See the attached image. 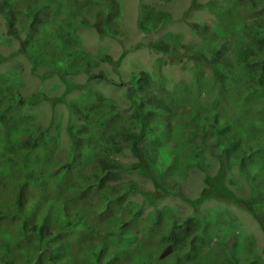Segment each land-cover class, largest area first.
Returning a JSON list of instances; mask_svg holds the SVG:
<instances>
[{
	"label": "trees",
	"instance_id": "obj_1",
	"mask_svg": "<svg viewBox=\"0 0 264 264\" xmlns=\"http://www.w3.org/2000/svg\"><path fill=\"white\" fill-rule=\"evenodd\" d=\"M254 1L258 3L248 5L252 9L264 6V0ZM66 3V0H0V14L6 20L8 33L15 34L19 39L20 31H25V46L37 41L38 33L33 25L39 21V12L50 5L59 11ZM70 4L75 8L85 6L82 0H70ZM231 4L235 7L234 12H237L243 0H232ZM211 7L220 25L228 20L230 14L223 8ZM154 17L158 22L149 29H156L163 20L171 18L164 10L155 13ZM230 17L232 19L228 25L203 26V37L208 47L195 46L186 53L187 59L192 61L194 82L192 86L185 85L180 91H174L173 102L179 106H189L187 113L190 121L181 124L186 127L181 133L178 126L173 127L169 118L168 107L171 104L168 96L159 97L141 77L131 78L128 83L130 87L135 86L137 91L132 93L131 88L128 92L133 108L125 114H121L114 104L95 102L94 96L88 99L87 93L84 98L72 103L61 95V100L69 109L66 127L70 146L65 158L60 159L54 155L53 146L56 144L48 126L35 125L21 131L6 126L11 110L26 99L21 97L19 102L10 103L14 100V92L10 90L12 94L8 93V107L4 108L0 102V264H155L158 260L160 264L169 261L170 264H264V246L256 248L250 245L241 238L239 229L229 225H225L215 237H210L209 233H205V218L197 211L198 206L208 199L224 200L250 212L264 228V147L261 154L260 150L248 152L241 149L239 142H231L228 147L223 145V136L234 122L233 115L227 120L220 112L207 107H202L205 110L202 115H194L195 108L200 104L201 64L209 61L213 65L208 89L213 86L219 101L233 97L242 109L251 102L249 99L245 101L246 94L237 85L239 74L246 73L252 66L264 74V15L259 16L260 28L242 21L245 18L235 23V16ZM107 19H110V15ZM68 23H71L70 20ZM113 31L111 28L110 32ZM226 39L230 47L233 40L235 48L246 53V59L240 55L234 62L227 52ZM150 46L167 55H176L179 51L178 42L173 40L158 39ZM181 46L186 47L185 44ZM237 62L242 63V67ZM143 73L141 71L139 74ZM63 80L68 86L72 85L65 77ZM229 84L232 86L231 96ZM7 88L9 91V86ZM249 94H252L251 90ZM42 95L46 94L39 91L27 97V100L33 101ZM205 96L211 97L209 93ZM154 107L161 112L158 113ZM73 115H76V119H73ZM227 123L228 128H225ZM261 128H264V114L258 129ZM207 136L215 138V147L222 148L225 157L233 154L241 161L245 173L238 165L234 167L233 163L227 166L226 159L220 155V169L216 175H208L207 187L203 192L194 198L182 195L195 209L186 215L172 218L158 210L139 218L133 202L124 204L126 193L112 182V174L121 165L115 154L119 152V142L129 143L136 156L133 166L153 182V189L139 187L136 182H131V188L142 193L147 203L153 204L166 193H176L175 186L166 188L165 179L171 176V171L178 169L184 155L192 147H197L196 140L200 138L203 141ZM174 139L175 143L168 148L174 156L173 163L160 161L157 155L159 145L167 146ZM81 156L85 158L79 159ZM87 163L91 164L87 172L81 175L76 172L84 169ZM159 164L167 169L161 170ZM241 177L250 189L247 198L235 193L241 191L237 185ZM73 187H81L76 190V196H71ZM41 205L47 211L41 225L29 234L28 228H34L30 225L44 213L40 210ZM107 220L111 226L113 223L112 232L115 234L112 236L111 232L108 235L109 240L115 242L111 245L106 237L99 235L100 227L95 226L98 221ZM132 226L144 230L150 238L148 242L144 235L145 245L141 252H134L128 244L130 238H126L128 233L125 228ZM77 229L78 234L75 232ZM30 236H33V240ZM22 239L30 240L33 248L24 255L23 262L15 263L11 251L16 242L20 245ZM71 242L77 248L67 255L66 247ZM152 243L155 247L151 246ZM78 246H83V249ZM166 246L171 249L169 254L153 257ZM230 246L234 248L233 253L227 250ZM222 247L223 252L217 254V249ZM85 248L92 251L89 256L83 252Z\"/></svg>",
	"mask_w": 264,
	"mask_h": 264
},
{
	"label": "rangeland",
	"instance_id": "obj_2",
	"mask_svg": "<svg viewBox=\"0 0 264 264\" xmlns=\"http://www.w3.org/2000/svg\"><path fill=\"white\" fill-rule=\"evenodd\" d=\"M66 2L59 11L50 5L39 12V21L33 25L38 33L37 41L29 42L25 46L23 45L25 31H20L19 39L15 34L8 33L5 18L0 14V102L4 108L8 107L12 102L8 104V93L12 94L10 90L14 92L13 102H19L21 97L26 98L23 103L11 110L10 121L6 126L15 131L35 125L48 126L54 138L53 143L56 144L53 146L54 155L60 159L65 158L70 146L66 127L69 109L61 100L62 94L68 103H72L84 98V94L87 93L88 99L94 96L95 102L114 104L121 114H125L131 112L133 108L128 92L131 88L132 93L137 91V88L130 87L128 82L131 78L141 77L159 97L168 96V102L171 104L168 107L169 118L173 127L178 126V131L184 132L186 127L181 124L190 121L187 113L189 106L173 104L174 91H180L185 85L192 86L194 82L192 61L187 59L186 53L195 46L208 47L206 38L203 37V26H219V19L211 6L223 8L225 12L234 15L233 21L237 19L235 23L245 18L246 20L242 21L251 23L253 27L258 26L259 16L264 15V6L260 9L248 6L258 3L254 0H243L237 12H234L232 0H82L85 2L83 8L73 7L70 0ZM160 10L169 13L171 18L163 20L156 29H149L153 23L158 22L154 15ZM109 15L110 19H107ZM111 28L114 29L113 32H110ZM158 39L178 42V53L167 55L152 48L150 43ZM181 44H185L186 47ZM23 50L28 52L24 53ZM228 53L232 56L230 48ZM212 67L209 61L200 66L203 73L200 79L202 89L200 88L199 103L215 107L217 112L226 117L231 118L230 115H233L234 129H229L223 136V145L228 147L231 142H239V147L248 152L261 151L264 147V129L259 130V126L255 125L256 121L247 115L238 122L240 114L248 105L242 109L233 97L219 101L218 93L212 89L213 86L208 89V79L213 76ZM141 71L144 73L139 74ZM64 77L72 84L71 86L63 80ZM241 79L242 82L252 81L245 75ZM7 86L10 88L9 91ZM231 89L232 86L229 96ZM39 91L46 95L37 96L33 101L27 100V97ZM208 93L211 97L205 96ZM202 100L205 102L202 103ZM154 109L158 113L161 112L156 107ZM200 112L201 107H198L194 115ZM73 119H76V115H73ZM196 141L197 147H192L193 149L184 155L183 164L181 163L174 172L171 171V176L164 181L166 188L175 186L176 193L165 192L166 195L159 197L153 204L147 203L144 195L130 186L131 182H136L139 187L153 189L152 180L133 166L136 156L132 153L129 143L117 144L119 152L115 154L121 165L119 170L112 174V182L126 193L124 204L128 201L133 202L139 218L158 210L172 218L194 212L195 209L182 195L194 198L203 192L207 187L208 175H216L220 169V155L226 159L227 166L233 163L234 167L238 165L245 173L241 161L234 158L233 154L225 157L222 148L215 147L217 142L215 138L207 136L203 141L200 138ZM173 143L175 139L167 146L159 145L157 155L160 161L173 163L174 156L168 151ZM145 151L149 155L148 150ZM83 158L85 157L81 156L79 159ZM90 165L87 163L84 169L76 172L84 174ZM159 165L161 170L167 169ZM241 179L237 181L241 191L235 193L247 198L250 189L243 177ZM231 188L233 190L232 186ZM77 189L81 187H73L71 196H76ZM43 205L40 206V210L44 213L30 225L34 228H28L29 234L41 225V219L47 211L43 210ZM197 211L205 218L207 230L205 233H209L210 237H215L225 225H229L242 232L241 238L245 242L256 248L264 246V228L261 222L243 208L224 200L208 199L198 206ZM111 224L112 226L107 220L98 221L95 225L100 227L99 235L106 237L110 245L115 243L110 241L108 236L114 232L113 223ZM81 226L82 224L79 225ZM125 229L128 233L126 238H130L129 246L134 252H141L142 246L145 245L143 238L144 235L148 238L147 234L136 226ZM75 232L78 234L79 230ZM113 232L112 236L115 235ZM30 239L33 240V236H30ZM19 243L21 246L16 242L11 251L15 263L23 262L24 255L33 248L32 242L28 239H22ZM151 246L155 247V244L152 243ZM78 247L83 249V246ZM66 248V254L69 255L77 246L71 242ZM229 248L227 250L233 253L234 248L232 246ZM170 250L169 246H166L153 257L169 254ZM223 250L224 247L217 249V254ZM83 252L89 256L92 251L85 248ZM160 262L158 260L155 264ZM165 264H170V261Z\"/></svg>",
	"mask_w": 264,
	"mask_h": 264
},
{
	"label": "clouds",
	"instance_id": "obj_3",
	"mask_svg": "<svg viewBox=\"0 0 264 264\" xmlns=\"http://www.w3.org/2000/svg\"><path fill=\"white\" fill-rule=\"evenodd\" d=\"M230 16H229L228 20L225 23H223L222 25H220V20H219V25L220 26H225V25L230 24V22H231L230 19H232ZM5 24H6V20H5ZM254 28H260L259 24H258L257 27H254ZM231 44H232V46L230 47V43L226 39V49H227V52L229 51V48L231 49L232 60L235 62L236 61V57H238L240 55H242L246 59V53H243L244 52L243 50H241V52H239V50H237L235 48L233 40L231 41ZM235 54H237V55H235ZM249 61L250 62L252 61V59H250V57H249ZM246 62H247V60H246ZM237 65L242 67V63L237 62ZM261 73H262V71L259 68H256V67L252 66L251 68H248L246 73L241 72L239 74V80L240 81L237 83V85L246 94L247 98L245 99V101H248V99H249V101L251 102V105H248L247 109H245L240 114L238 122L243 120L244 116L247 115L252 120L256 121L255 125L260 126L261 119H262L263 114H264V112H262V107H264V74H261ZM244 75L247 76V77H250L252 81L251 82H242L241 78ZM233 87H234V85H233ZM250 90H251V93H252L251 95L249 94ZM257 100H259V102H257ZM203 102H205V101H202V103ZM14 103H16V102H14ZM204 104L205 103H203V104L200 103L195 108V110H196L198 107H201V112L199 113L200 115H202L203 112L205 111L204 108H202V107H207L208 109L213 108L214 110H216L215 107L205 106ZM224 118L227 119V120L230 119L229 117H226V116H224ZM227 126H228V123L225 124V128H228ZM230 129H234V122H233V124H232ZM261 129H264V128H261Z\"/></svg>",
	"mask_w": 264,
	"mask_h": 264
}]
</instances>
